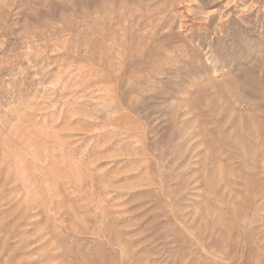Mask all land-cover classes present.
Masks as SVG:
<instances>
[{
  "label": "rangeland",
  "instance_id": "1",
  "mask_svg": "<svg viewBox=\"0 0 264 264\" xmlns=\"http://www.w3.org/2000/svg\"><path fill=\"white\" fill-rule=\"evenodd\" d=\"M0 264H264V0H0Z\"/></svg>",
  "mask_w": 264,
  "mask_h": 264
}]
</instances>
